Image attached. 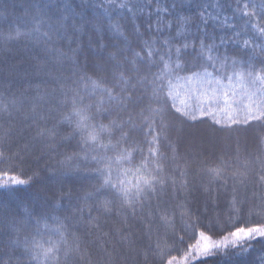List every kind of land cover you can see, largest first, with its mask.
<instances>
[{
    "label": "trees",
    "instance_id": "obj_1",
    "mask_svg": "<svg viewBox=\"0 0 264 264\" xmlns=\"http://www.w3.org/2000/svg\"><path fill=\"white\" fill-rule=\"evenodd\" d=\"M252 3L0 0V264H35L25 241L55 244L59 258L72 249L71 264H168L192 256L200 232L231 242L187 264H264V238L232 246L231 235L264 226V116L246 121L264 97L228 79L233 62L245 77L264 67V0ZM74 102L95 117L87 123L122 131L85 144L78 118L64 119ZM121 150L130 163L111 173L93 159ZM145 158L158 168L154 193L135 211L119 200L97 211L114 199L97 192L104 180L134 187Z\"/></svg>",
    "mask_w": 264,
    "mask_h": 264
},
{
    "label": "snow or ice",
    "instance_id": "obj_2",
    "mask_svg": "<svg viewBox=\"0 0 264 264\" xmlns=\"http://www.w3.org/2000/svg\"><path fill=\"white\" fill-rule=\"evenodd\" d=\"M249 6L252 8H257V5L255 3H252V0H249ZM260 13H264V5L259 6ZM245 16L250 15L249 13L245 12ZM66 18V17H65ZM248 23L247 21L245 22ZM113 29L116 31H119V26L113 25ZM19 35V33L17 34ZM264 35V33H262ZM245 45L248 44V41L245 40ZM203 45L201 48V52H203ZM179 53V50H177ZM208 51H212V46L208 48ZM135 56H139V53H135ZM151 55V53H150ZM112 59H115L113 56ZM209 59H213L211 56H209ZM233 71L228 76L229 81L232 80V77L235 76L237 80H241L246 78L249 83L254 87V91L251 93L252 96H256L257 94H260L262 97H264V76L261 74H264V67H261L259 70L253 68H250L246 70V77L244 75L245 70L243 69H236L235 62H233ZM222 67L224 65H221ZM177 68L180 67L179 64L176 65ZM165 68L168 69V65H165ZM170 72L171 70L168 69ZM206 75H211L210 73H205ZM192 75H199V73H193ZM121 80H123V77L121 76ZM125 84L128 83V81H124ZM217 85H220L219 81H216ZM257 84L259 86H257ZM93 85L95 86V82L93 81ZM216 89H213L215 91ZM157 91H162V89H158ZM155 94V92H154ZM109 99L110 100H116V97H113L111 93H109ZM129 102H131L129 100ZM6 110V108H5ZM88 111V106L85 108H76L75 102L73 107V113L71 116L64 117L65 120L71 122L72 117H77L76 120V130L81 134L82 140L85 144H87L89 141L92 143H96L100 137H103L105 135L112 136L113 135V129L122 131L123 125L117 124L115 121L110 122L108 125L103 124H89L87 123L90 119H95L94 116H88L86 113ZM153 115H162L164 109H155L152 110ZM177 112L180 111L179 108L176 109ZM185 113H182L184 115ZM261 116H264V111L261 112V115H255L254 111L251 107H248L247 113H246V121L250 120H257L259 121L261 119ZM195 119V117H193ZM229 119H233L232 117H229ZM235 119H233V123H237ZM215 123L219 124L220 121L216 120ZM48 132H51L52 130H47ZM84 133H87V135H84ZM44 133L42 132L41 135ZM126 139V134L121 136V140ZM155 139V138H154ZM101 147H107L109 150H115L119 148V141L115 145H101ZM151 156H155V152H150ZM3 157V154L0 153V158ZM119 158H112V157H93L94 160H96L97 163H104L106 165V168L109 173L112 171V166L116 165L117 169L123 164L130 163V160L128 159V156L125 154L124 151L118 152ZM150 161L145 158V163L141 164L138 170H142L146 176L145 178L141 179L139 182L135 184L134 187H128L126 186V182L124 181H118L117 183H113L110 179H105L103 184L100 185V187L97 189V192H101L102 190L109 191L112 196L114 197L113 200L105 198L102 200L99 205L97 206V211H103V212H110L111 205L114 203V200H119L121 202V207L123 208L125 205L129 208H132L133 211H135V206L138 202L143 201L145 198L151 196L154 193L155 185L158 183L156 180V177L154 173L158 172V168H149ZM96 172L100 176L105 175V169L104 168H97ZM13 184L21 185L24 184L23 180H16L15 178H12ZM0 187H7L0 185ZM91 195V194H89ZM235 205V201H233V206ZM247 222H245L246 224ZM200 237L206 241L203 248L199 252V256L207 255L209 252L212 251H218L221 247L220 244L216 243H207L209 241V237L205 235L204 232H200L198 234ZM232 237L235 238V240L232 242V246H242L245 241H250L254 238H264V226H252V227H246V226H239L236 227L234 231L231 232ZM226 239V238H225ZM12 243H19L18 241H13ZM225 250H227V247H229L228 244L224 245ZM197 248H199V245H197ZM72 249H68L63 251V257L59 258L57 254L60 252V249L56 247L55 244L49 246L48 248H44L42 245L38 243H29L28 241H25L24 243V252L28 256V259L32 262H35V264H47L48 261L51 260H57L58 264H71L72 262ZM168 264H171V261L168 262Z\"/></svg>",
    "mask_w": 264,
    "mask_h": 264
},
{
    "label": "rangeland",
    "instance_id": "obj_3",
    "mask_svg": "<svg viewBox=\"0 0 264 264\" xmlns=\"http://www.w3.org/2000/svg\"><path fill=\"white\" fill-rule=\"evenodd\" d=\"M234 240H235V238H234ZM230 242H231V239L224 241L222 243H216V244H220L222 246V245H225V244L230 243ZM205 243H206V241H204V239L202 241H200L199 242V248L196 247L192 252V256H190L186 261L185 260L184 261L174 260L171 262V264H187L189 260H192L193 258L201 257V256H199V252L203 248ZM207 243H214V242L207 241Z\"/></svg>",
    "mask_w": 264,
    "mask_h": 264
}]
</instances>
